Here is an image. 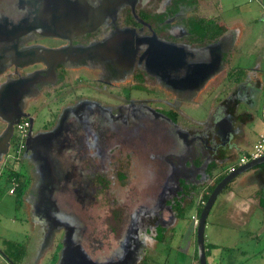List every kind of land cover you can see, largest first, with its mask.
I'll use <instances>...</instances> for the list:
<instances>
[{"label":"flooded vegetation","instance_id":"1","mask_svg":"<svg viewBox=\"0 0 264 264\" xmlns=\"http://www.w3.org/2000/svg\"><path fill=\"white\" fill-rule=\"evenodd\" d=\"M178 1L0 0V92L9 82L26 80L24 85H27L26 90L23 87L22 96L15 98V103L14 92L0 95V135L6 131L10 121L20 123L28 120L27 139L30 137L32 140L27 149L26 139L23 151L17 154V167L23 170L25 159L38 163L42 182L37 185L35 206L38 221L41 222V219L44 223L42 226L46 225L47 228L46 247L53 249L59 234L60 244L69 234L75 243L79 242L84 247L83 236L88 232L80 221L61 210L56 197L60 186L54 184V180L59 177L64 179V176L71 175L68 169H76L74 163H66L59 157L66 147L75 150L73 157L85 175L91 170L105 174L109 165L117 168L120 164L116 152H105L109 147L105 144L106 136H103L106 127L122 130L130 144L139 131L148 136L146 122H155V131H159V128L164 140L171 139L173 143L168 151L155 146L163 156L159 167H167L159 171L163 181L156 206H160L168 191L182 184L184 173L191 171V165L186 163L193 158L190 147L192 142L201 139L196 138L199 134L181 126V107L184 103L195 104L199 90L175 89L167 79L171 76L175 81L183 75L176 57L181 49L183 52L180 54L186 55L190 63L207 62L212 57L209 51L202 54L194 49L211 45L221 36L215 42H204L206 45L203 46L195 42L189 22L198 24L201 19H207L206 15L194 3L182 5ZM220 41L224 52L225 45L222 39ZM169 52L174 54L173 61L167 57ZM72 71L78 72L74 81ZM210 91L206 95L211 98ZM169 92L174 95L173 102L163 100ZM7 96L11 98H2ZM152 96L163 97L153 100L150 98ZM71 97L74 98V105ZM153 101L165 103L171 106V110L153 108ZM64 102L68 103V107L63 109L60 104ZM42 107L50 111L51 117L44 124V131L34 133V113L38 114V109ZM16 108L20 111L19 115L26 116L18 119V114H12L11 120L8 111L14 110V113ZM55 110L64 112L60 116ZM96 113H100V116ZM175 116L176 120L173 121ZM164 124H168L169 128L165 129ZM15 126L7 152L0 154V163L10 157L16 137ZM81 128L87 134L93 133L97 145L94 156L88 154L87 158L86 154L80 153L82 148L77 143L81 144ZM46 132L53 133V136L37 139V135ZM71 135H74V145L68 146ZM135 154V150L128 153L132 160ZM95 158H100L101 168L94 170L91 160ZM5 165L2 163L0 169ZM167 170L170 171L169 175H166ZM116 174L122 180L127 176L120 172ZM88 188L86 184L79 190L83 205L92 199L87 193ZM139 208L132 217H126L131 224L129 228L125 227L126 237L118 244H124L121 248L123 253L130 245L129 238L133 239L138 232L136 220L141 216H145L144 220L152 218L149 203ZM153 219L156 222V218ZM144 220H140V223ZM90 247L92 251L102 250V238H94Z\"/></svg>","mask_w":264,"mask_h":264},{"label":"crops","instance_id":"2","mask_svg":"<svg viewBox=\"0 0 264 264\" xmlns=\"http://www.w3.org/2000/svg\"><path fill=\"white\" fill-rule=\"evenodd\" d=\"M193 1V5L199 10H208L209 17L205 16L207 19L216 18L215 15L212 17V14L216 9L214 4H218L217 0ZM216 19V23L223 31L220 39L225 45L223 71L208 81L212 82L213 89H210V93L213 98H209V106L207 111H204L205 118H194L185 109L196 111L206 106L204 105L206 101H201L199 96L204 93L208 83L199 90L195 104L182 105L181 114L184 122L181 126L189 132L204 136L205 140H210V133L218 131V127L220 129L223 127L226 131L231 130L232 133L226 136L228 141L224 135V142L227 145H221L217 151L208 149V145L205 146L203 141L192 142L190 149L194 150L197 146L200 153L195 152L196 156L192 159L187 158L189 160L186 163L191 165V171L185 172L181 177L182 184L168 191L160 206H149L153 211L151 219L156 218V222L153 225L145 222L136 226L138 232L135 233L134 239L129 238L128 248L132 253L127 264H159L158 260L162 261L161 264H199L197 228L194 226L193 216L200 217L199 211L204 207L201 206V201L214 182L219 177L226 176L228 168L237 164L239 158L248 153L260 135L264 134V35L256 38L254 36L251 44L247 45L245 36L252 37L253 33L250 25L240 20L220 17ZM229 53L232 54L228 58L230 61L226 60ZM237 67L244 70L241 80L229 82L228 73ZM222 73L224 75L219 79V83L216 81L215 84L214 80ZM261 110L263 113L260 116ZM214 138L217 143L220 141L218 137ZM214 141L210 145L214 146L216 143ZM238 153L240 156L237 158ZM210 166L212 169L209 170ZM176 206L177 209L174 208ZM180 226L185 230V235ZM158 230L161 233H158ZM262 236H264V170L255 168L230 183L213 205L206 226L207 263L246 264L247 259L240 256L247 255L248 251H240L238 244L240 241L255 240L252 251L256 252V243ZM125 237L126 234L120 237L119 243ZM248 237L250 239H247ZM180 240L187 242L183 245ZM166 241L171 242L168 244ZM159 246L164 249L163 255H160ZM120 247L116 245L112 252L107 253L105 251L88 253L94 259L104 261L115 255L122 256ZM230 249L237 251L232 252ZM254 255L256 256V253ZM260 255L262 256V253ZM114 259L117 260V257Z\"/></svg>","mask_w":264,"mask_h":264},{"label":"rangeland","instance_id":"3","mask_svg":"<svg viewBox=\"0 0 264 264\" xmlns=\"http://www.w3.org/2000/svg\"><path fill=\"white\" fill-rule=\"evenodd\" d=\"M217 2L218 4H214L216 9L214 10L215 12L212 14V17L215 15L216 18L220 17L227 20H240L244 23H247V25H250L249 27H251V29L253 28L252 37H247V35L245 36L247 45L251 44L254 36L256 38V36L259 37L261 34L264 35L262 9L264 0H217ZM213 3H216V1H213ZM202 7H204V5H202ZM200 11L202 13H206V17H209V12L207 9H200ZM230 56H232L231 53L227 54L226 60L230 61V59H228ZM223 67L224 65L222 66L221 71H223ZM228 70L229 69H227V71ZM71 73H73L74 78L72 77V79L74 81L75 77L78 76V72L72 71ZM223 75L224 73L220 74L214 80V83L216 84V81L219 83V79H221ZM207 83L208 84L204 90V93L199 96L201 101H206L204 103L206 106L196 111L188 110L187 108L185 109L186 112L194 118H205L204 111H207L210 98V96H207L206 94L210 91V89H213L211 86L212 82L210 81ZM162 97L163 96H152L150 98L155 100L156 98ZM71 98L72 100L74 99L73 97ZM164 98L165 99L163 100L168 102L174 101V95L170 92L168 97ZM43 99L44 97L41 101H43ZM45 101L48 102L47 99ZM67 102L60 104V106L63 107V109L68 107ZM71 103L74 105V100L71 101ZM151 104L153 108L160 107L169 110L171 107L167 106L165 103H160L157 101H153ZM54 106L57 107L56 104ZM39 109L38 114L33 112L35 117L33 127L34 133L44 131V124L51 117L50 111H48V109H43V107ZM54 109L55 108H53V110ZM58 109H60V107H58ZM57 112H59L58 114L61 116L62 112L64 111L59 110ZM262 113L263 110L259 111L260 116ZM96 115L100 116V113H96ZM182 120L183 117L180 120L181 123L184 122ZM71 121L72 119H70V122ZM145 125L147 127L148 136L141 133L142 131H139L137 135L132 138L130 144V140L127 139V137H124V132H122V130L116 131L113 128L111 129L110 127H106V132L103 136H106L105 144L109 147L105 149V152H109L110 154L116 152V159L118 160V164H120L117 168H114L112 164L109 165V170H107L105 174L100 173L99 171H96L95 173V171L91 170L87 171V175H85V173H83L80 169L79 162L73 157V153L75 152L74 149L70 150L68 147H66L61 154L62 156H59L61 157L60 159L62 160L63 158V161L66 163H71L72 165L74 163V167L76 169H68V172L71 173V175H67L66 177L64 176V179L59 177L58 179L54 180V184H58L60 186L58 192L56 193V197L59 201V205L61 206V210L65 214L75 217L82 223L83 226L88 228V232L83 236V243L85 249H87L90 254L103 251H105V253L109 251L112 252L114 247L119 244L120 237L122 238L124 235L125 227L129 228L128 226L131 224L128 219L126 220V217H132L137 210H140L139 207L144 203H149V206L157 204L158 195L161 191V183L163 181V176L159 174V171L160 169L163 170L164 168L166 170L167 167L162 165L159 167V164L161 163L160 160L163 156H161L159 153L160 150H156L155 146L160 148L162 147L161 150L164 148L166 151H168L172 147L173 143L171 142V139H169V141L164 140V135H162L163 132H160L159 128V131H155V122H146ZM164 128L168 129V124H164ZM93 129L94 131H97L95 128ZM80 130L79 136L81 137V144L77 143L82 148L80 149V153L83 155L86 154L87 158L90 154L94 156V154L97 153V145L94 142V138L92 137L93 133L87 134L82 128ZM108 136L110 139H108ZM73 137L74 135L69 136V140H71V142H67L68 146L74 145L73 141L75 140ZM14 141V147H12L13 149L11 151L10 157L2 161V163H5L6 165L12 163L16 166L18 163L17 154L19 155L21 151H23L22 149L18 152L17 137H15ZM129 146H131V149H129ZM197 149L198 147L196 146L194 150H191V152L194 151L193 156H196V154L200 153V151H197ZM133 150L136 151V156L134 155L132 160L128 153ZM239 156L240 153L236 155L237 158ZM23 161V170L30 177L31 184L24 196V201L21 208H17L16 197L9 194L8 191L10 186L0 180V185L2 188V192L0 194V252L5 249L2 245L3 240L15 241L17 243H27V253H31V255H27L22 264H46L47 259H49V253L53 250L50 246L46 247L47 228L46 225L42 226L44 223L41 219V222L38 221V210L35 206L38 193L37 185H41L40 182H42L41 174L38 169V163L34 161L30 162L28 159ZM91 162L93 163L91 166H94V170L96 168H101L100 158L92 159ZM106 162H109V160ZM2 163H0V167ZM6 165L5 167H7ZM91 166L89 165V167ZM112 167L114 170H111ZM117 172L125 173L127 176L124 177V180H122V178L117 176ZM169 172L170 171L167 170L166 175H169ZM98 173L99 176H97ZM86 184L89 185L87 193L92 197V199L87 205H83L80 201V195L82 193H79V190ZM144 218L145 216L138 218L139 221L136 220L138 223H135V226L140 225V220H144ZM154 220L146 219L143 221V223L149 222L150 225H153L155 224V222H153ZM180 228L182 229V226H180ZM209 231L210 230L208 228V235ZM182 232L185 235L184 229H182ZM94 238L100 240L102 238V241L104 242V247L102 250L100 249L92 251L90 246L93 244ZM59 239H61V234L58 235V240ZM247 239L250 238L248 237ZM170 242L171 241H166L168 244H170ZM180 242L185 245L187 241L180 240ZM254 243L255 240L240 241L238 244V249L242 252L248 251L247 255L241 254L240 258L245 260L247 259L246 264H264V236L258 239L256 243V252L252 251V245ZM230 250L232 252L237 251L236 249ZM159 252L160 255L164 254V249L162 246H159ZM255 253L256 256L254 255ZM261 253L262 256L260 255ZM59 256L60 252L55 264H59ZM161 262V260H158L159 264H161ZM0 264H9L1 253Z\"/></svg>","mask_w":264,"mask_h":264},{"label":"water","instance_id":"4","mask_svg":"<svg viewBox=\"0 0 264 264\" xmlns=\"http://www.w3.org/2000/svg\"><path fill=\"white\" fill-rule=\"evenodd\" d=\"M221 40V39H220ZM217 41L211 45H206L203 47H198L197 49H194V51H197V53H202L209 51L211 54V59L210 61L203 62V60L198 61L196 63L194 62H189L188 59L186 58V55L180 54L183 52V49H181V52H179L177 57V60L180 63V67L183 69V75L180 77V79H177L175 81L172 80V77L170 76L169 83L170 85L175 88V89H183V90H200L201 88L204 87V85L213 77L214 75L218 74V72L221 71L222 69V62H223V51L220 46L221 41ZM169 45H173L169 43ZM173 53L167 54V57L170 61H173L175 58L173 56ZM202 57H200L201 59ZM203 59V58H202ZM199 60V58H198ZM26 80H19L16 82H9L6 84L3 89L0 92V95L3 93H11L14 92V103H15V98H19L22 96L23 93V87L26 90V86L24 83ZM24 85V86H23ZM2 98H11V96L7 97H2ZM9 102V100H8ZM12 108V107H11ZM9 109V107H8ZM16 112L13 113L14 110L8 111L10 114L11 120L12 114L17 115L18 119L21 117H24L26 115H19L18 108L15 109ZM170 120V119H169ZM171 121V120H170ZM19 121H10L8 123V127L6 131L0 135V154H5L8 150L7 144L10 141V139L13 136L14 133V126L18 124ZM231 134L232 131H226L225 128L218 127V131L214 133H210V140L203 139L202 136H197V139H201V141L205 142V146H207L208 149L217 151L221 145L226 146L227 144L224 142L225 140L228 141V138L226 139V136ZM224 135H225V140H224ZM37 139L41 138H49L53 136V133H42L37 135ZM214 137L219 138V142L217 143L214 141ZM32 139L29 137L27 139V146L29 149V144ZM216 142L215 145H210L212 142ZM223 141V142H222ZM228 143V142H227ZM264 164V156L261 157L260 159L250 161L236 169L234 172L228 173L214 188L212 193L210 194L208 200L206 201V204L202 208L200 218H199V225L197 228V252H198V260L199 264H208L207 263V255H206V226H207V219L210 214V211L215 204L216 200L218 197L221 195V193L226 189V187L232 183L236 178L239 176L243 175L244 173L251 171L255 169L256 167ZM134 239V238H133ZM62 249L60 251V256H59V264H127L128 260L131 257L132 250L129 248H126L122 256L117 255V260L114 258H109L104 261L96 260L94 259L88 251L82 246L81 243H75L71 236L67 234V236L64 238V241L62 242ZM120 248L124 247V244L121 243ZM3 256L4 253L1 251L0 252ZM10 264H14L10 259L5 258Z\"/></svg>","mask_w":264,"mask_h":264},{"label":"trees","instance_id":"5","mask_svg":"<svg viewBox=\"0 0 264 264\" xmlns=\"http://www.w3.org/2000/svg\"><path fill=\"white\" fill-rule=\"evenodd\" d=\"M178 2L182 3H190L193 4V0H179ZM190 31L194 34L195 38L194 41L197 43L203 44L204 42H215L221 35H222V29L221 27L216 23V18H210V19H201L198 24H193V21L189 22ZM244 74V70L241 68H235L231 71V73H228V81L229 82H237L241 80V77ZM171 115V114H170ZM173 121L176 120V116L172 118ZM7 167L3 168L0 171V180L3 181L8 186H12L14 183H17L18 186L16 188V202H17V208H21L24 201V196L30 187L31 179L30 177L24 172V170L18 169L17 165L15 164H8ZM258 169L264 170V164L256 167ZM212 169V166H210L209 170ZM225 176L219 177L214 184L209 188V191L207 194H204L203 200L207 201L210 194L214 190L215 186L224 178ZM9 187V188H10ZM2 192V188L0 185V194ZM174 208H178L177 206ZM202 209L199 211V215L201 214ZM180 214L182 213L181 210L179 211ZM158 233H161V231L158 230ZM2 245L5 249H3L4 258L10 259L14 264H22V262L25 260V257L27 256V249L28 245L27 243H17L15 241L10 240H3ZM62 248V245L59 243V240L54 244L53 251L49 253V259H47L46 264H55V261L58 259L59 252ZM52 260H51V259ZM8 262V261H7ZM9 263V262H8ZM10 264V263H9Z\"/></svg>","mask_w":264,"mask_h":264},{"label":"built area","instance_id":"6","mask_svg":"<svg viewBox=\"0 0 264 264\" xmlns=\"http://www.w3.org/2000/svg\"><path fill=\"white\" fill-rule=\"evenodd\" d=\"M263 9V21H264V4L262 5ZM28 127L29 123L28 120L22 121L15 126V134L16 137L18 138V152L21 151L25 147V141L28 137ZM264 156V134L260 135L259 139L257 142L254 144L253 148L246 153L245 155L241 156L239 158V161L237 164L232 165L228 168V173L234 172L238 167L250 162L254 161L257 159H260L261 157ZM18 184L14 183L10 188H9V194L10 195H15L16 193V188ZM206 202L203 200L201 201V205H205ZM199 216H193V223L196 228H198L199 225Z\"/></svg>","mask_w":264,"mask_h":264}]
</instances>
